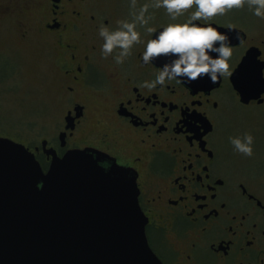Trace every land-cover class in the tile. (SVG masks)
Masks as SVG:
<instances>
[{
	"label": "flooded vegetation",
	"instance_id": "1",
	"mask_svg": "<svg viewBox=\"0 0 264 264\" xmlns=\"http://www.w3.org/2000/svg\"><path fill=\"white\" fill-rule=\"evenodd\" d=\"M119 7L106 0H0V20L31 15L33 26L26 28H34L61 104L52 130L30 148L45 171L53 159L49 149L59 157L96 149L108 164L114 159L135 170L147 238L164 264H264V169L238 167L264 165V116L230 115L233 99L219 93L224 76L211 89L179 80L143 87L161 70L141 56L155 33L143 31L123 63L114 59L119 50L102 54L99 27H117ZM204 22L245 32L231 45L230 61L237 60L232 72L251 47L264 60V26L248 28L236 19ZM163 25L152 24L157 30ZM30 35L24 29L18 38L25 42ZM233 96L246 104L236 91ZM249 104L264 106V94L263 101ZM247 132L254 136L252 156L231 143Z\"/></svg>",
	"mask_w": 264,
	"mask_h": 264
},
{
	"label": "water",
	"instance_id": "2",
	"mask_svg": "<svg viewBox=\"0 0 264 264\" xmlns=\"http://www.w3.org/2000/svg\"><path fill=\"white\" fill-rule=\"evenodd\" d=\"M220 30L231 44L246 35ZM261 54L251 47L230 77L243 103L263 101ZM221 81L184 80L203 89ZM47 152L53 159L45 171L30 147L0 136V264H164L148 242L135 170L114 159L105 168L100 161L107 155L96 149Z\"/></svg>",
	"mask_w": 264,
	"mask_h": 264
},
{
	"label": "clouds",
	"instance_id": "3",
	"mask_svg": "<svg viewBox=\"0 0 264 264\" xmlns=\"http://www.w3.org/2000/svg\"><path fill=\"white\" fill-rule=\"evenodd\" d=\"M131 3L135 8L136 0H131ZM193 5L195 9L186 19L180 20L185 10L191 9ZM245 5L254 15L264 18V0H151V3L142 4L132 19H118L117 27L106 24L99 27V35L103 38L102 54L108 56L114 50H119L114 59L117 63H123L131 54L133 46L142 42L138 25L143 26L145 32L155 35L145 43L141 53L142 62L155 63V59L162 55L170 57L160 66L161 70L153 79L143 81V87L153 89L158 85L166 86L173 80L192 81L202 76L215 83L225 74L232 75L229 61L233 57V49L228 34L220 30L221 25L204 21L213 20L217 15ZM149 7L165 9L171 22L158 31L149 23ZM231 143L236 151L247 156L253 155L252 133L233 136ZM100 163L105 168L110 167L105 161Z\"/></svg>",
	"mask_w": 264,
	"mask_h": 264
},
{
	"label": "rangeland",
	"instance_id": "4",
	"mask_svg": "<svg viewBox=\"0 0 264 264\" xmlns=\"http://www.w3.org/2000/svg\"><path fill=\"white\" fill-rule=\"evenodd\" d=\"M144 3H151V0H136L135 8H133L131 0H106L107 6L112 4L120 6L117 9L121 12L122 19H132L133 14ZM194 9L195 5L191 9L185 10L179 19H186ZM149 12L151 13L149 21L151 25L159 22H164V24L171 22L170 16L162 7H149ZM214 19L225 23L236 19V22L241 21L248 28L264 26V18L254 15L247 5L243 8L229 10L223 15H217ZM17 22L23 26L19 27ZM26 26H33L31 15L28 19L22 17V21H16L13 18L0 20V75L9 71L8 76L4 78L0 76V136L10 137L33 147L41 141L43 135L52 130L61 117V104L54 98L55 89L50 75L51 66L47 65L45 58L40 53V44L37 42V36L34 35V28L27 29ZM138 27L141 32L144 31L143 26L138 25ZM24 29L31 34L30 39H26L25 42L18 38L19 31L22 33ZM144 36L145 33L142 34V38ZM236 61L229 62L231 69ZM228 76V74L224 75L227 80L219 93L224 95L223 98L226 100L233 99L232 104H229L230 115L245 113L264 116V106L242 104L236 96H233L236 90ZM261 125L264 128V117ZM238 167H249L254 173L264 169V165Z\"/></svg>",
	"mask_w": 264,
	"mask_h": 264
}]
</instances>
